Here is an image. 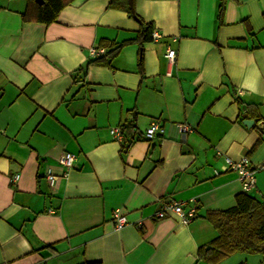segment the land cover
Returning a JSON list of instances; mask_svg holds the SVG:
<instances>
[{"label": "crops", "instance_id": "crops-1", "mask_svg": "<svg viewBox=\"0 0 264 264\" xmlns=\"http://www.w3.org/2000/svg\"><path fill=\"white\" fill-rule=\"evenodd\" d=\"M42 1L0 0V264H264L200 254L217 234L207 212L243 191L226 156L249 158L247 192L264 201V0H132L134 14L128 0H61L50 22ZM142 22L159 36L139 44ZM128 39L87 65L90 48ZM173 201L194 216L155 215Z\"/></svg>", "mask_w": 264, "mask_h": 264}, {"label": "trees", "instance_id": "trees-1", "mask_svg": "<svg viewBox=\"0 0 264 264\" xmlns=\"http://www.w3.org/2000/svg\"><path fill=\"white\" fill-rule=\"evenodd\" d=\"M35 2V0H33ZM38 6V19L44 22L55 20L63 3L61 0H43L36 2ZM112 4V1H111ZM150 22H142L137 36L133 41L139 44L143 40L150 39L152 32ZM130 39L114 43L103 40L101 46L105 51L87 62L108 63L115 56L123 44ZM86 65V66H87ZM248 106L250 104H247ZM128 123L123 125L125 129L131 127ZM207 219L216 229V236L210 242L208 249L200 248V254L211 261H217L236 252L259 254L264 257V201L259 200L247 191L235 195V203L223 210H213L206 214ZM81 264H101L99 261L83 262Z\"/></svg>", "mask_w": 264, "mask_h": 264}, {"label": "built area", "instance_id": "built-area-1", "mask_svg": "<svg viewBox=\"0 0 264 264\" xmlns=\"http://www.w3.org/2000/svg\"><path fill=\"white\" fill-rule=\"evenodd\" d=\"M151 35L153 38H157L159 36V32L156 29H153ZM104 51V48H90V54L93 56L101 54ZM166 56L170 61H173L176 56V49L168 48L166 51ZM178 127L182 133H186L190 130V126L186 123H181L178 125ZM159 131H161L159 124L153 121L146 128L145 136L151 137ZM111 133L118 139L123 137V133L118 126L113 127L111 129ZM74 159V153L65 151L60 155L58 161L65 168H70L73 165ZM225 162L228 168L236 172L237 177L241 182L243 191H249L255 186V169L251 167L249 158L246 155H243L239 159H232L231 157L226 156ZM64 173L65 171L63 172V174ZM45 176L50 185H55L57 179L59 178V175L53 173L50 168L46 169ZM168 213L177 215L180 222L186 223L194 216L195 207L192 206L186 210L183 208V201H173L171 203H164L163 205H161V207L155 212V215H157L158 217H164ZM113 218L115 220L116 228H121L127 222L126 216L122 214L119 209H115V211L113 212ZM139 224L140 223L138 222V225Z\"/></svg>", "mask_w": 264, "mask_h": 264}, {"label": "water", "instance_id": "water-1", "mask_svg": "<svg viewBox=\"0 0 264 264\" xmlns=\"http://www.w3.org/2000/svg\"><path fill=\"white\" fill-rule=\"evenodd\" d=\"M40 2L42 1V0H39ZM129 1V7H130V10H131V13H133V6H132V0H128ZM134 14V13H133ZM244 116V120H243V122L247 125V126H249V125H251L252 123H253V119H249V118H247L246 117V114H244L243 115ZM210 247V245L209 246H207V248H209Z\"/></svg>", "mask_w": 264, "mask_h": 264}]
</instances>
